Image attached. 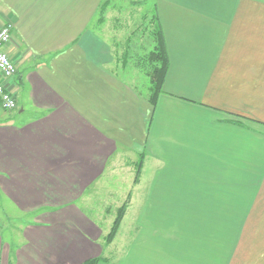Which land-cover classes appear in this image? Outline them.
I'll use <instances>...</instances> for the list:
<instances>
[{
  "label": "crops",
  "instance_id": "1",
  "mask_svg": "<svg viewBox=\"0 0 264 264\" xmlns=\"http://www.w3.org/2000/svg\"><path fill=\"white\" fill-rule=\"evenodd\" d=\"M101 1L0 0L17 105L0 111V197L25 217L0 264H264V0H156L155 107L90 27ZM140 155L122 198L142 178V235L114 262L78 203Z\"/></svg>",
  "mask_w": 264,
  "mask_h": 264
},
{
  "label": "rangeland",
  "instance_id": "2",
  "mask_svg": "<svg viewBox=\"0 0 264 264\" xmlns=\"http://www.w3.org/2000/svg\"><path fill=\"white\" fill-rule=\"evenodd\" d=\"M155 2L156 0H145V4L143 3L141 7L138 4L131 5L125 0H114V7L109 8L102 28L105 39H108L109 44L114 46L113 41L115 40L119 59L127 49V63L121 74L126 81L134 86L137 92L142 94V98H146L148 94L149 80L144 74L146 67H142L140 62H142L141 59L151 49L152 45L151 38L142 30L144 21L141 18L148 11H150V14L152 13V6ZM116 22H119V24L117 25ZM112 34L114 40L112 37L111 40L109 39ZM127 39L128 42H126ZM0 111L12 115L16 110L5 112L0 109ZM127 161L136 162L137 159ZM108 174L90 190L92 192L90 194V204L78 203L86 215L105 230L104 232H109L117 208L125 201V198H122L124 192L130 187L132 188L134 176V173L131 176L123 173L120 174L123 177L118 176L114 179V173L112 175ZM114 181L116 183L115 189ZM144 187L145 183L141 178V182L137 185L135 191L132 190V202L127 206V211L114 238V255L111 256V253H106V256H111V259L114 258V262L120 260L128 245L142 235V227L138 231V226H141L139 223L143 219L142 206L146 203V200L142 197ZM24 223L25 217L19 214L9 201L0 197V237L2 240H14V236L17 234L15 232Z\"/></svg>",
  "mask_w": 264,
  "mask_h": 264
},
{
  "label": "trees",
  "instance_id": "3",
  "mask_svg": "<svg viewBox=\"0 0 264 264\" xmlns=\"http://www.w3.org/2000/svg\"><path fill=\"white\" fill-rule=\"evenodd\" d=\"M145 2V0H138V1H131V5H139L142 7V4ZM145 4V3H144ZM112 5V0H103L100 2V5L97 8L96 11V17L95 20L92 22L90 27L95 29H100L102 25L105 23V16L107 11ZM153 11L150 14V11L144 13L142 15L143 19V28L142 30L148 34V36L151 38V49L144 55L143 59H141L142 62H140L142 67H146V71L144 72L145 76L148 77L149 80V86H148V94L146 95V100L151 105V107H155L158 97L163 93L162 87L163 83L168 71V56L166 52L165 42L161 30V26L158 20L157 12H156V6L153 4L152 6ZM118 25L119 22H116ZM125 28L127 27L126 24L124 25ZM111 39V36H110ZM112 39L114 40V36H112ZM128 42V39L127 41ZM114 46H116L115 40L113 41ZM127 44V43H126ZM119 62L124 68L127 63V53L124 52L121 56V59H119ZM144 64V65H143ZM142 161H143V155H140L139 159L134 164V170H135V176H134V183H137L140 173H141V167H142ZM129 200L126 199L123 204L118 207L116 211L115 218L111 224L109 232L104 236V244L109 245L113 242L118 229L120 227V224L122 222V219L126 213L127 204ZM107 260L104 257H98L94 259H90L82 264H99V263H105Z\"/></svg>",
  "mask_w": 264,
  "mask_h": 264
},
{
  "label": "built area",
  "instance_id": "4",
  "mask_svg": "<svg viewBox=\"0 0 264 264\" xmlns=\"http://www.w3.org/2000/svg\"><path fill=\"white\" fill-rule=\"evenodd\" d=\"M11 26L6 24L0 27V107L4 111H14L16 101L12 93L6 88L7 83L16 73V67L7 53L11 41Z\"/></svg>",
  "mask_w": 264,
  "mask_h": 264
}]
</instances>
